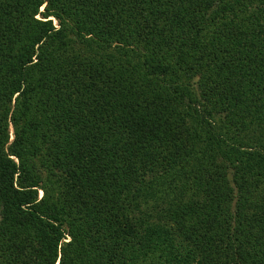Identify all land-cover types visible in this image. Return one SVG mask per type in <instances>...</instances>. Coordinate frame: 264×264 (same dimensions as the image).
<instances>
[{
  "label": "trees",
  "instance_id": "trees-1",
  "mask_svg": "<svg viewBox=\"0 0 264 264\" xmlns=\"http://www.w3.org/2000/svg\"><path fill=\"white\" fill-rule=\"evenodd\" d=\"M0 264H264V0H0Z\"/></svg>",
  "mask_w": 264,
  "mask_h": 264
},
{
  "label": "rangeland",
  "instance_id": "rangeland-1",
  "mask_svg": "<svg viewBox=\"0 0 264 264\" xmlns=\"http://www.w3.org/2000/svg\"><path fill=\"white\" fill-rule=\"evenodd\" d=\"M54 24L56 25L57 23L56 22H54ZM42 197V193H40V198Z\"/></svg>",
  "mask_w": 264,
  "mask_h": 264
},
{
  "label": "clouds",
  "instance_id": "clouds-1",
  "mask_svg": "<svg viewBox=\"0 0 264 264\" xmlns=\"http://www.w3.org/2000/svg\"><path fill=\"white\" fill-rule=\"evenodd\" d=\"M13 141V140H12Z\"/></svg>",
  "mask_w": 264,
  "mask_h": 264
}]
</instances>
